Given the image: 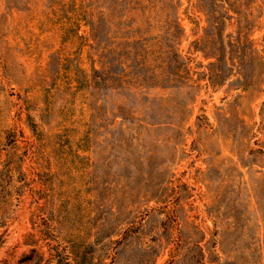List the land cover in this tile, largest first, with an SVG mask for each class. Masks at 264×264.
<instances>
[{
	"label": "rangeland",
	"instance_id": "1",
	"mask_svg": "<svg viewBox=\"0 0 264 264\" xmlns=\"http://www.w3.org/2000/svg\"><path fill=\"white\" fill-rule=\"evenodd\" d=\"M0 264H264V0H0Z\"/></svg>",
	"mask_w": 264,
	"mask_h": 264
}]
</instances>
